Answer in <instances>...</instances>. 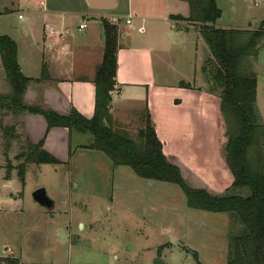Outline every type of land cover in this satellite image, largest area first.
Returning <instances> with one entry per match:
<instances>
[{
	"label": "rangeland",
	"instance_id": "rangeland-1",
	"mask_svg": "<svg viewBox=\"0 0 264 264\" xmlns=\"http://www.w3.org/2000/svg\"><path fill=\"white\" fill-rule=\"evenodd\" d=\"M4 1L0 4L8 6V0ZM262 1L217 0L222 15L216 26L259 29L264 20ZM134 2L140 10L147 11L144 15L149 17L145 22L147 35L155 30L167 47L169 66L166 65L168 74L165 77L171 80L180 76L190 82L183 83L185 86L194 84L206 89L202 65L209 49L204 40L195 29L181 36L179 30L172 31L161 21L164 18L161 8L165 3L179 12L186 7V13L189 12L188 4L184 6L178 0H158L157 8L148 9L145 0ZM127 8L128 0H120L118 10L109 11V14L126 18ZM4 21L11 23L8 18ZM137 30L134 29L135 38H141ZM158 69L161 72L160 66ZM256 70V108L264 123V47L259 51ZM7 92L6 80L0 79V94ZM210 95L215 107L220 106V99ZM215 107L207 116L209 121H206L207 117L199 118L197 131L201 142L208 143L212 160L219 161L220 156L225 158L223 148L228 138L225 121L221 112L216 114ZM127 111L125 120L116 123L136 139L145 127L147 113L144 106H132ZM6 135L0 126V158L9 175L15 170L19 177L29 144L20 145L10 156L9 146L14 141L9 137V144H6ZM90 142V134L72 131L66 163L26 165V186L18 194L25 197L24 206L16 214L5 213L0 217V256H9L7 249L11 246L19 264H155L156 260L165 264H226L228 234L233 223L230 215L189 208L179 186L149 182L137 177L129 167H114L104 153L86 148ZM168 158L180 167L181 174L193 187L213 193L214 190L206 187V182H211L220 191L225 186L219 184L213 171L194 168L193 158L185 164L175 156ZM38 188L46 189L54 202L52 208L34 200L33 193ZM0 194L4 196L6 190L0 187ZM3 244L7 246L2 248ZM10 259L16 258L11 256ZM2 263L7 264L5 259L0 260Z\"/></svg>",
	"mask_w": 264,
	"mask_h": 264
},
{
	"label": "crops",
	"instance_id": "crops-1",
	"mask_svg": "<svg viewBox=\"0 0 264 264\" xmlns=\"http://www.w3.org/2000/svg\"><path fill=\"white\" fill-rule=\"evenodd\" d=\"M3 1L0 0V2ZM117 1L116 11L120 5V0ZM145 1L149 5L148 9L158 5V0ZM178 2L184 3V6L188 4L182 0ZM262 2L264 4V0ZM1 4L0 35L8 36L16 42L21 71L30 79L24 95V102L27 105L51 110L62 116H68L74 108L85 118H93L95 113L94 79L105 51L102 21L121 17L117 84L111 93V112L114 120L122 122L127 116L128 108L144 106L146 113L155 123L157 136L163 144V152L167 157L175 156L184 164L193 158L194 168L213 171V176L219 180V184L220 182L225 184L220 191L215 189L211 182H206V187L214 190L213 193L221 194L233 184V175L223 155L219 157V161L212 160L208 143L201 142L197 131L200 127L199 118H206L214 112L215 105L211 95L197 85V87L194 84L185 86L183 83L190 82L179 78L180 76L171 80L165 77L168 74L166 65L169 66L167 47L162 43L163 38L155 30L147 35L145 22L149 17L147 19L144 16L147 11L140 10L141 7L136 6L134 0H128V14L125 16L132 17L130 24L123 16L90 9L86 0H16L14 2L8 0V6ZM162 9H164V18L161 21L170 30H179L181 36L186 35L190 29H195L200 34L195 24L171 18L175 15L188 17L189 12H184L186 7L179 12L170 9L165 3ZM5 18L11 20V23L8 21L6 23ZM140 27L145 28L144 33L139 32ZM137 28V34L141 35V38H135L137 36L134 35L136 32L134 29ZM224 29L251 30L232 27ZM159 66L161 72H159ZM44 70L47 71L48 76L42 79ZM0 79L6 80L1 59ZM215 110L216 114H219L220 106L215 107ZM219 118L222 117L219 116ZM206 121H209V117ZM208 125L210 127V124ZM0 126L3 129L15 127V136H4L6 144H9V137L12 142L14 141L9 146V150L6 147L10 156L26 142L30 146L43 141V148L46 151L55 156L60 163L67 162L72 133L69 129L53 128L48 131L47 122L42 115L28 113L14 115L4 111H0ZM207 135L210 137L209 132ZM208 142L210 144V138ZM7 174L1 160L0 187L6 190V194L4 196L0 194V217L5 213H18L20 207L23 208L25 204V197L18 194L23 192L26 182L24 186L15 170L9 176ZM6 246L7 244H3L2 248ZM8 247L9 256L4 255L0 258L13 256L18 259L14 248ZM21 256L20 252L19 257Z\"/></svg>",
	"mask_w": 264,
	"mask_h": 264
},
{
	"label": "trees",
	"instance_id": "trees-1",
	"mask_svg": "<svg viewBox=\"0 0 264 264\" xmlns=\"http://www.w3.org/2000/svg\"><path fill=\"white\" fill-rule=\"evenodd\" d=\"M182 1L189 4V16L175 15L171 18L198 27L201 38L209 49L202 65L207 85L204 90L220 99V112L225 121L228 140L223 154L234 181L224 193L216 194L207 189L195 188L186 181L180 167L164 154L163 144L149 114L146 116L145 127L140 130L136 139L114 120L111 93L117 84L119 27L109 19L102 21L105 51L94 79L93 118H85L74 108L68 116H62L51 110L27 105L24 95L30 79L21 71L18 46L12 38L1 35L0 59L8 92L0 94V111L14 115H42L47 122L48 131L67 128L77 133L90 134L92 142L86 148L104 153L114 167H129L137 177L149 182L179 186L191 209L230 215L233 223L228 234L226 264H264V123L256 108V66L259 51L264 47V21L258 30L218 28L216 23L222 11L217 0ZM47 76V71L44 70L42 79ZM4 129L7 136H15V127ZM30 163L61 164L43 148V141L30 145L25 162L19 169L23 185L26 165ZM6 262L19 264L18 259L5 258Z\"/></svg>",
	"mask_w": 264,
	"mask_h": 264
},
{
	"label": "water",
	"instance_id": "water-1",
	"mask_svg": "<svg viewBox=\"0 0 264 264\" xmlns=\"http://www.w3.org/2000/svg\"><path fill=\"white\" fill-rule=\"evenodd\" d=\"M86 2L90 9L103 12L113 11L118 5L117 0H86ZM33 198L40 205L47 208H52L54 206V202L48 196L45 188H38L35 190L33 193ZM155 264H165V262L162 260H156Z\"/></svg>",
	"mask_w": 264,
	"mask_h": 264
},
{
	"label": "built area",
	"instance_id": "built-area-1",
	"mask_svg": "<svg viewBox=\"0 0 264 264\" xmlns=\"http://www.w3.org/2000/svg\"><path fill=\"white\" fill-rule=\"evenodd\" d=\"M256 5H257V4H256ZM20 18H22V16H20ZM109 20H110L111 23H113L114 25L119 26V25H120V22H121V20H122V18H121V17H112V18H110ZM126 21H127L128 24L132 23V17H126ZM81 27H83V26H81ZM139 32L144 33V32H145V28H144V27H140V28H139Z\"/></svg>",
	"mask_w": 264,
	"mask_h": 264
}]
</instances>
